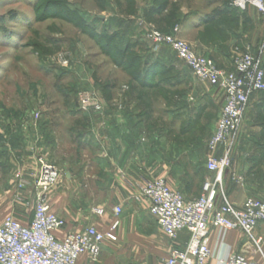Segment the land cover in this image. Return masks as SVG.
Returning <instances> with one entry per match:
<instances>
[{
	"label": "rangeland",
	"instance_id": "obj_1",
	"mask_svg": "<svg viewBox=\"0 0 264 264\" xmlns=\"http://www.w3.org/2000/svg\"><path fill=\"white\" fill-rule=\"evenodd\" d=\"M234 2L0 0V124L10 119L49 128L48 158L60 176L48 198L61 207L63 217L86 222L108 200V191L100 192L108 183L95 178H108V167L98 158V138L86 132L91 126L102 131L103 115L116 98L141 114L146 136L161 134L178 142L208 136V118L196 125V114L169 115L190 92L192 79L201 78L169 45L155 44L150 32L175 35L191 47L193 41L208 46L218 42L226 51L232 46L238 51L227 61L222 53L207 54L227 71L235 69L237 56L248 52L264 68V10ZM218 9L225 12L194 29L193 21L201 23L203 14L209 18ZM157 60L159 73L145 78L143 68ZM83 97L89 100L85 107ZM255 97L262 102L256 122L264 124V93H256L252 102ZM145 254L141 246L125 245L113 260L108 257V264H157L153 258L141 260Z\"/></svg>",
	"mask_w": 264,
	"mask_h": 264
},
{
	"label": "crops",
	"instance_id": "obj_2",
	"mask_svg": "<svg viewBox=\"0 0 264 264\" xmlns=\"http://www.w3.org/2000/svg\"><path fill=\"white\" fill-rule=\"evenodd\" d=\"M207 15L203 14L201 17L205 18ZM196 23L193 21L194 29L204 28V22ZM220 44L212 42L208 46L193 41L192 48L202 56L222 53L221 56L226 61L227 57L236 56L237 49L234 51L231 46L228 52L222 50ZM250 46V42L246 43V48ZM189 68H186L188 74L191 72ZM192 80L194 85L190 92L178 99L177 104L171 107L169 115L172 117L178 114L187 118L189 114H196L195 117L199 120L196 125H201L208 118L204 122L208 133L206 138L199 135L193 140L178 142L161 134L146 136L141 114L127 109L122 97H118L115 104L108 103V113L103 115L107 120L102 131L100 127L94 129L91 126L86 132L92 138H98V158L107 164L105 170L108 167V178L103 180L95 176L96 182L108 183L100 191L102 194L108 191V200L104 205H98L105 208V213H91L86 222L80 220L74 223L73 219L63 217L61 207L50 200L54 211L67 221L65 228L58 232L60 236L83 230L89 225L106 230L115 219V207L122 208L119 215L120 226L117 229L118 239L105 240L102 243L100 261L95 264H108V257L113 260L121 254L125 245L141 246L148 251L141 260L153 258L157 264L169 257L174 249H185L191 238L190 232L181 231L178 238L172 240L150 213V201L143 196L141 190L147 179L164 178L171 189L181 193L187 200L200 196L208 183L217 184L219 198L224 193L237 207L242 206L248 198L264 199V124L256 122L259 118L256 110L262 104L260 97H255L252 102L255 93L250 98L243 123L231 145L232 165L223 172L222 180L219 181L217 172L208 169V157L209 143L225 105V90L219 84L213 85L197 78ZM111 98L108 101H112ZM49 132V128L34 121L21 124L7 119L5 126L0 124V224L8 216H14L23 223L32 221L36 198L41 191L36 186L40 169L38 158L45 157L50 162V141L47 138ZM77 135L80 136L79 132ZM225 147H219L217 157L224 154ZM22 182L26 184L21 186ZM255 235L263 238L260 243L262 252L259 253L252 252L251 240L241 229L221 234L217 228L211 227L209 244L216 257L242 253L264 264V223L258 225ZM216 257L211 263L217 260ZM78 264L93 263L87 255H83Z\"/></svg>",
	"mask_w": 264,
	"mask_h": 264
},
{
	"label": "built area",
	"instance_id": "obj_3",
	"mask_svg": "<svg viewBox=\"0 0 264 264\" xmlns=\"http://www.w3.org/2000/svg\"><path fill=\"white\" fill-rule=\"evenodd\" d=\"M234 3L241 8L252 3L264 10L262 0H235ZM149 37L157 45L166 44L173 48L197 77L224 88L225 105L209 143L208 157V169L217 172V180L221 181L223 172L232 165L231 145L243 123L250 98L256 92H264V68L248 52L236 57L235 69L227 71L210 57L197 54L187 42L175 35L153 30ZM87 102L89 100L83 97L84 107ZM221 145L226 149L217 157L216 152ZM38 162L40 169L36 186L41 191L36 198L33 219L30 223H23L14 216H8L0 224V264H78L83 255H87L91 263H98L102 243L118 239L122 208L115 207V219L106 230L89 225L83 230L60 236L58 232L65 228L67 221L54 211L47 193L59 179V168L45 157H39ZM25 184L22 182L20 185ZM141 190L150 201V213L167 237L176 240L181 231L191 234L185 249H174L160 264H262L242 253L216 257L209 237L211 227L217 228L221 234L241 229L251 240L252 252L259 253L263 238L256 236L255 230L264 223V199L248 198L237 207L224 193L219 198L217 184L208 183L200 196L187 200L171 189L164 178L145 180ZM94 213L103 215L105 208L97 207ZM215 257L217 260L211 263Z\"/></svg>",
	"mask_w": 264,
	"mask_h": 264
},
{
	"label": "trees",
	"instance_id": "obj_4",
	"mask_svg": "<svg viewBox=\"0 0 264 264\" xmlns=\"http://www.w3.org/2000/svg\"><path fill=\"white\" fill-rule=\"evenodd\" d=\"M223 12H225V9H218V10H216L214 13H213V15H211V17H209V18H203V20L201 21V23L202 22H204V23H209V22H211V21H213V20H216L221 14H223ZM200 23V24H201ZM154 63H155V65L154 66H147V67H144L143 68V76L145 77V78H147L149 75H156V74H158L159 73V67H160V61H154ZM256 93H264V92H256ZM255 94V93H254Z\"/></svg>",
	"mask_w": 264,
	"mask_h": 264
}]
</instances>
